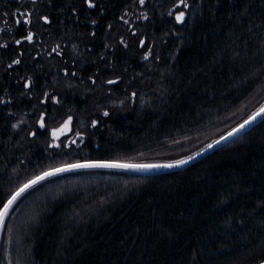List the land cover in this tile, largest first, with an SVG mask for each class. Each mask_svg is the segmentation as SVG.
<instances>
[{
  "label": "trees",
  "instance_id": "16d2710c",
  "mask_svg": "<svg viewBox=\"0 0 264 264\" xmlns=\"http://www.w3.org/2000/svg\"><path fill=\"white\" fill-rule=\"evenodd\" d=\"M261 106L264 0H0V206L62 163L187 159ZM52 179L0 264L264 261V119L178 171Z\"/></svg>",
  "mask_w": 264,
  "mask_h": 264
},
{
  "label": "snow or ice",
  "instance_id": "6c2138e0",
  "mask_svg": "<svg viewBox=\"0 0 264 264\" xmlns=\"http://www.w3.org/2000/svg\"><path fill=\"white\" fill-rule=\"evenodd\" d=\"M143 3V0H141ZM181 3H184V0H181ZM89 6H92L91 4ZM185 7L187 4L185 3ZM184 18V13L181 12L177 16V20L182 22ZM27 39L31 40V34L28 35ZM19 43V41H17ZM104 115H108L107 112ZM257 118H264V106H261L256 112H254L249 119L245 120L241 123L237 128H234L232 131L228 132L227 136H222L220 140H216L213 143H210L207 147L212 148L214 145L219 144L222 140H228L230 137L237 136L246 126L251 125ZM71 118H69L70 121ZM68 121L65 122L67 125ZM96 122L93 121V126H95ZM43 123H41V127H43ZM61 131L60 129L53 130L54 138L56 133ZM75 143V141H73ZM59 147V145H54ZM200 153H197L199 155ZM194 157L189 156L187 159H180L176 160L172 163H165V164H137L131 162H76V163H62L56 167H50L47 170L41 171L39 174L34 175L31 179L27 180L26 183H23L18 189L12 193L10 198L7 199L6 202L2 203L0 206V229L5 226L6 218L9 216L10 212L13 210V206L17 204L22 197L25 196L26 193L29 192L31 189H36L38 185H44V182H51V183H58V181H54L52 178L59 177L61 174L64 173H71L78 171L80 169H93V168H108V169H123V170H131V171H151L153 169H161V168H173L178 167L180 165L188 163L189 160L193 159ZM264 264V262H262Z\"/></svg>",
  "mask_w": 264,
  "mask_h": 264
},
{
  "label": "water",
  "instance_id": "95a60500",
  "mask_svg": "<svg viewBox=\"0 0 264 264\" xmlns=\"http://www.w3.org/2000/svg\"><path fill=\"white\" fill-rule=\"evenodd\" d=\"M249 119V118H247ZM246 119V120H247ZM264 118H257L251 125L246 126L237 136L234 137H230L228 140H222L219 144L214 145L212 148H208L206 147L205 149H203L202 151H200L199 155H194L192 157H194L193 159L189 160L188 163L180 165L178 167H173V168H161V169H153L151 171H144V172H138V171H131V170H123V169H115V170H123V171H129V172H133V173H138V174H143V175H154V174H159V173H166V172H173V171H178L181 170L183 168H186L187 166H190L198 161H200L201 159H203L204 157L208 156L209 154H211L212 152H214L215 150L221 148L222 146L230 143L231 141L235 140L236 138H238L239 136H241L242 134H244L245 132H247L248 130H250L251 128H253L255 125H257L260 121H262ZM244 122V121H243ZM242 122V123H243ZM241 124V123H240ZM239 124V125H240ZM239 125H237L235 128H237ZM234 129V128H233ZM232 129V130H233ZM230 130V131H232ZM229 131V132H230ZM228 132L226 134H224L223 136H227ZM222 137V136H221ZM220 137V138H221ZM220 138H218L217 140H220ZM216 141V140H215ZM83 162H112V161H102V160H93V161H81ZM119 162V161H118ZM124 163V162H122ZM137 164H149V163H137ZM101 169H108V168H101ZM81 170V169H80ZM1 231L2 229H0V236H1ZM264 262V261H263ZM258 264H262V262L258 263Z\"/></svg>",
  "mask_w": 264,
  "mask_h": 264
},
{
  "label": "rangeland",
  "instance_id": "374dc122",
  "mask_svg": "<svg viewBox=\"0 0 264 264\" xmlns=\"http://www.w3.org/2000/svg\"><path fill=\"white\" fill-rule=\"evenodd\" d=\"M69 125L70 124H69V121H68L67 125L64 124L61 127L57 128V129H60L61 131L57 132L56 136H59V135L63 134L64 132L68 131L69 130Z\"/></svg>",
  "mask_w": 264,
  "mask_h": 264
}]
</instances>
